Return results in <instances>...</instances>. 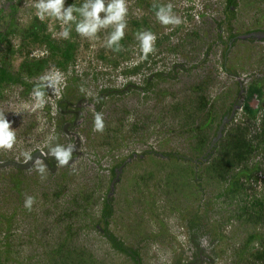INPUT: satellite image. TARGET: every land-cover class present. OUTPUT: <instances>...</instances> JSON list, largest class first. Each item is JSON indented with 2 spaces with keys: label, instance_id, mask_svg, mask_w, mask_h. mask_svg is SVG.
Here are the masks:
<instances>
[{
  "label": "rangeland",
  "instance_id": "obj_1",
  "mask_svg": "<svg viewBox=\"0 0 264 264\" xmlns=\"http://www.w3.org/2000/svg\"><path fill=\"white\" fill-rule=\"evenodd\" d=\"M37 2L0 0V114L16 134L11 149H0V264H58L56 249L67 244L101 264H137L108 248L104 228L140 264L261 261L264 211L255 201H264V143L253 141L247 160L223 176L204 169L238 125L251 135L264 129V38L248 35L264 30V0H235L229 12L226 0H124L119 50L107 46L114 24L82 36L74 22L41 20ZM169 3L179 25L157 19ZM34 30L59 49L52 57L47 43H29ZM142 31L157 37L147 59ZM252 83L262 92L248 99ZM58 145L73 146L67 165L51 151ZM38 152L25 167L13 164Z\"/></svg>",
  "mask_w": 264,
  "mask_h": 264
},
{
  "label": "clouds",
  "instance_id": "obj_2",
  "mask_svg": "<svg viewBox=\"0 0 264 264\" xmlns=\"http://www.w3.org/2000/svg\"><path fill=\"white\" fill-rule=\"evenodd\" d=\"M35 8L37 9L36 15L41 20L47 14L61 21L64 25L74 22L76 32L82 36L93 37L101 28L114 24L115 29L107 40V46L109 48L115 46V50H119L118 42L125 35L127 7L124 0H85L80 7H75L74 5L65 7V0H38ZM172 8L173 6L170 3L159 7L156 16L162 24L179 25L182 22L180 17L173 14ZM74 12L79 13L81 19L78 20ZM101 13H105L103 18L100 15ZM69 34L70 28H64L63 37L68 38ZM137 39L140 42L141 58L147 59L149 53L155 51L154 43L157 37L151 31H142L137 33ZM48 79L50 80L51 78ZM48 86H52V84L49 83ZM34 94L42 103L44 92L37 89ZM94 127L97 131L102 132L104 130L102 113H96ZM15 141V131L10 130V122L3 114H0V149H11ZM72 147V145H69L68 149L64 150L62 146L58 145L51 150L58 158L60 165L68 164L69 159L72 157ZM30 158L31 156L29 155L28 159ZM39 170L43 172L45 169L42 166ZM34 200V197H27L25 207L31 210Z\"/></svg>",
  "mask_w": 264,
  "mask_h": 264
},
{
  "label": "trees",
  "instance_id": "obj_3",
  "mask_svg": "<svg viewBox=\"0 0 264 264\" xmlns=\"http://www.w3.org/2000/svg\"><path fill=\"white\" fill-rule=\"evenodd\" d=\"M235 4V0H226L225 10L226 12L230 11L231 7ZM30 44H34L39 42L40 44L47 43L48 49L50 51V56L52 57L55 54L56 48L55 44L48 41L46 36L41 37L36 30H34L30 35ZM59 50V49H58ZM62 53V52H60ZM49 56V55H48ZM7 78V77H6ZM4 80V77L0 75V82ZM262 92L261 87L257 84H250L247 89L246 97L249 99L254 94H260ZM244 110L248 114V116L252 117L254 115V110L248 102H246L243 106ZM232 134L227 133L221 141L218 142L213 148L215 151L214 156L209 161V166L204 169V173L211 175L217 174V176H223L231 170L233 165H236L240 162L246 161L248 156L254 151L252 147V142L257 140L258 143H264V129L259 130V132H255L256 134H249V130L247 127H243L242 125H238ZM259 209L263 212L264 209V201H255ZM111 207L108 201L105 199L103 201V208L101 211V217L107 222L106 218L110 216ZM105 239L104 243L108 246L109 249L117 250L118 252L124 253L128 255L132 260L137 262L135 256H137L135 251L130 250L126 247L121 240H119L113 233L109 232L106 228H104L100 233ZM66 248H57L56 257L52 262H57L58 264H101L100 259L91 253V251H87L85 247H76L64 245ZM109 254H111L109 252ZM264 252L257 251L256 255L261 261H256V264H264L262 259L264 258ZM139 261V260H138ZM241 264H250L245 261Z\"/></svg>",
  "mask_w": 264,
  "mask_h": 264
},
{
  "label": "water",
  "instance_id": "obj_4",
  "mask_svg": "<svg viewBox=\"0 0 264 264\" xmlns=\"http://www.w3.org/2000/svg\"><path fill=\"white\" fill-rule=\"evenodd\" d=\"M248 35L250 36H255V37H258V38H264V30H256V31H252L250 33H248ZM237 105H234L233 108H232V111L230 113L229 116H225L224 119L222 120V122L220 123L219 127H218V130L216 132V136L212 139V141L210 142L209 144V147L208 149L206 150V153L214 146L215 142L221 137V134H222V130L224 128V125L225 123L233 116L234 114V110L236 109ZM38 156H41V153L38 152L36 154H34L30 159H28L26 162H22V163H16V162H13L14 165H17V166H20V167H25L27 166L30 162L33 161V159L35 157H38ZM136 260H137V264H140V262L138 261V257L135 256Z\"/></svg>",
  "mask_w": 264,
  "mask_h": 264
}]
</instances>
